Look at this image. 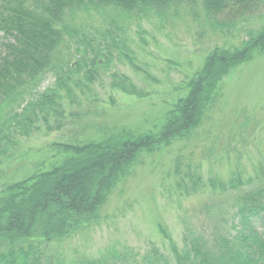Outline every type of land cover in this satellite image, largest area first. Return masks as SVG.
Returning a JSON list of instances; mask_svg holds the SVG:
<instances>
[{"label":"rangeland","instance_id":"1","mask_svg":"<svg viewBox=\"0 0 264 264\" xmlns=\"http://www.w3.org/2000/svg\"><path fill=\"white\" fill-rule=\"evenodd\" d=\"M65 23L74 30L73 37L90 43L79 47L86 50V67L73 77L80 88L72 86L73 103L64 96L58 107H47L42 115L36 110L35 117L28 114L32 125L20 127L13 120V126L3 130L8 143L2 139L0 144L6 146L0 154V196L8 186L74 159L62 146L157 137L168 111L187 93L186 84L202 70L209 50L223 45L208 35L199 38L198 23L186 18L161 22L88 11L77 12L73 20L67 17ZM262 26L264 19L257 18L240 28L257 31ZM92 49L108 61L93 67ZM81 58L74 51L70 63ZM219 86L218 96H210L187 137L140 152L106 195L98 224L42 250V262L45 255L60 264H75L83 257L126 264L153 248L173 262L159 224L180 248L187 230L209 232L229 216L230 197L263 188L264 51L232 68ZM53 87L54 77L47 75L36 93ZM194 173L200 182L191 193L189 178ZM233 175L244 182L236 192L226 187Z\"/></svg>","mask_w":264,"mask_h":264},{"label":"trees","instance_id":"2","mask_svg":"<svg viewBox=\"0 0 264 264\" xmlns=\"http://www.w3.org/2000/svg\"><path fill=\"white\" fill-rule=\"evenodd\" d=\"M88 11L161 22L190 19L198 23L199 38L208 35L223 40V45L209 50L202 70L186 84L187 93L168 111L157 137L146 134L123 143L105 140L79 148L60 146L75 158L32 180L8 186L0 196V264H60L45 255L43 263L42 250L98 224L106 195L135 157L153 151L154 145L187 137L210 96H218L221 78L264 51V26L257 31L240 28L264 19V0H0V144L2 139L8 143L2 134L13 126V120L20 127L26 122L32 125L28 114L35 117L38 110L42 115L47 107H58L64 96L73 103L72 86L80 88L73 77L86 67V50L79 47L90 43L73 37L74 30L65 21ZM111 42L117 44L115 39ZM74 51L82 58L71 64ZM91 52L93 67L108 61L102 53ZM105 54L111 55L108 47ZM86 69V75L90 74ZM47 75L54 77V87L36 93ZM5 149L0 146V154ZM189 180L193 193L200 177L194 173ZM243 185L238 175L226 183L232 192ZM230 198L229 216L218 220L209 232L187 230L180 248L161 224L157 226L173 262L153 248L126 264H264V187L239 191ZM75 264L109 263L83 257Z\"/></svg>","mask_w":264,"mask_h":264}]
</instances>
